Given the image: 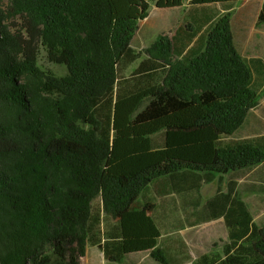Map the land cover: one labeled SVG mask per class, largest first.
Here are the masks:
<instances>
[{
  "label": "trees",
  "instance_id": "16d2710c",
  "mask_svg": "<svg viewBox=\"0 0 264 264\" xmlns=\"http://www.w3.org/2000/svg\"><path fill=\"white\" fill-rule=\"evenodd\" d=\"M250 1L264 23V0ZM238 2L190 0L174 35L138 51L136 0H0V264H81L89 246L107 264H264V223L243 193L201 196L217 177L264 179V134L236 137L260 101L232 29ZM199 8L211 13L193 22ZM162 178L184 209L224 219L222 252L193 261L163 233L143 199Z\"/></svg>",
  "mask_w": 264,
  "mask_h": 264
},
{
  "label": "rangeland",
  "instance_id": "374dc122",
  "mask_svg": "<svg viewBox=\"0 0 264 264\" xmlns=\"http://www.w3.org/2000/svg\"><path fill=\"white\" fill-rule=\"evenodd\" d=\"M151 0H139L136 8H143L149 12ZM152 4V1L150 2ZM146 6H142V5ZM153 5V4H152ZM261 2L239 0L233 10L231 20L236 45L254 71L253 86L259 94V105L254 108L243 127L236 134L237 138H249L264 134V23L259 22L258 16ZM118 7V4H116ZM185 12L171 15L166 28H158L142 19L139 30L133 40V47L144 51L149 47L162 31L174 35L179 26L184 25ZM156 17V16H155ZM154 17V18H155ZM182 20V21H181ZM260 60V63L258 62ZM139 60L133 68H136ZM57 74L64 75L67 69L59 65H49ZM257 171H249L244 177L236 178L232 175L217 177L212 183L206 184L201 196L204 202L212 199L219 190L227 191L233 187L243 193L257 225L264 223V179L256 175ZM235 184V186H234ZM144 200L151 199L156 204L155 217L163 229V233L176 238L180 235L189 246L192 260L195 261L204 253L222 252L228 241V231L224 219L209 221L207 210L190 206L184 209L181 198L174 193L169 179L156 181L145 193ZM81 264H107L103 252L89 246L87 255L81 258ZM120 264H160L148 254H133L127 256Z\"/></svg>",
  "mask_w": 264,
  "mask_h": 264
},
{
  "label": "crops",
  "instance_id": "0c3cea01",
  "mask_svg": "<svg viewBox=\"0 0 264 264\" xmlns=\"http://www.w3.org/2000/svg\"><path fill=\"white\" fill-rule=\"evenodd\" d=\"M136 1L138 2L139 0H136ZM150 2L149 4L152 8L148 12V15L146 16L145 21L148 23L152 22L151 24L153 26L164 29L166 28L168 22H170L171 15H174L175 13L180 12L181 10H184L185 12V15L183 18V21H185L186 14L188 13V4L190 0H186L184 7L180 9H158L153 2H152L153 5ZM142 6H146V5L143 4ZM142 11H143V8L141 9L137 8L135 14L141 13ZM210 13L211 12L209 8L208 9H203V8L195 9V11L192 12L193 14L192 20L193 22H197L198 20H204L207 16L210 15Z\"/></svg>",
  "mask_w": 264,
  "mask_h": 264
}]
</instances>
